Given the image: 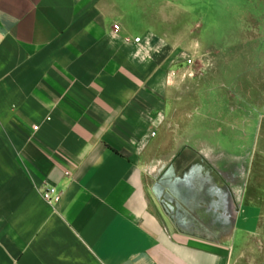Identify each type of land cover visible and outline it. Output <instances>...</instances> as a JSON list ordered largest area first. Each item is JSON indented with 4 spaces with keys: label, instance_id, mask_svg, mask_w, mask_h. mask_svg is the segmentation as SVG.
<instances>
[{
    "label": "crops",
    "instance_id": "obj_1",
    "mask_svg": "<svg viewBox=\"0 0 264 264\" xmlns=\"http://www.w3.org/2000/svg\"><path fill=\"white\" fill-rule=\"evenodd\" d=\"M197 1L0 0V264H238L230 152L159 138L184 126Z\"/></svg>",
    "mask_w": 264,
    "mask_h": 264
},
{
    "label": "rangeland",
    "instance_id": "obj_2",
    "mask_svg": "<svg viewBox=\"0 0 264 264\" xmlns=\"http://www.w3.org/2000/svg\"><path fill=\"white\" fill-rule=\"evenodd\" d=\"M187 4L194 5L190 23L195 31L190 37L202 47L192 53L182 51L171 71L179 78L172 86L184 104L183 129L161 133L159 138L164 137L171 146L175 141H199L195 148L204 155V141L217 143L220 153L224 149L231 153L223 152V166L236 176L232 181L227 174L229 182L219 179L217 201L226 206L225 184L234 187V228L243 215L242 207H254L253 215L248 213L254 225L244 230L238 264H264V0ZM189 58L195 60V76L183 78ZM181 196L184 202L208 201L205 193ZM227 211L220 209V219Z\"/></svg>",
    "mask_w": 264,
    "mask_h": 264
},
{
    "label": "built area",
    "instance_id": "obj_3",
    "mask_svg": "<svg viewBox=\"0 0 264 264\" xmlns=\"http://www.w3.org/2000/svg\"><path fill=\"white\" fill-rule=\"evenodd\" d=\"M114 30L117 32L119 30V26L115 25ZM141 38H136L135 42L140 43ZM186 66H187V72L183 74V78L187 77H194L195 76V70H193V67L195 66V60L193 58H189L186 61ZM171 78L176 77V73L172 72L170 73ZM43 197L46 200L47 203L49 204H56L60 201L61 199V194L57 192L56 188L54 187H47L43 191Z\"/></svg>",
    "mask_w": 264,
    "mask_h": 264
}]
</instances>
